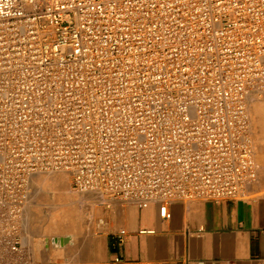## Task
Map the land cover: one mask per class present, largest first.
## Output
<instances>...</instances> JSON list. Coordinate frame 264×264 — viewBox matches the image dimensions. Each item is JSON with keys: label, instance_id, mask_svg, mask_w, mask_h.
<instances>
[{"label": "built area", "instance_id": "built-area-1", "mask_svg": "<svg viewBox=\"0 0 264 264\" xmlns=\"http://www.w3.org/2000/svg\"><path fill=\"white\" fill-rule=\"evenodd\" d=\"M263 91L264 0H0V264L33 263L39 172L163 218L248 198Z\"/></svg>", "mask_w": 264, "mask_h": 264}, {"label": "crops", "instance_id": "crops-1", "mask_svg": "<svg viewBox=\"0 0 264 264\" xmlns=\"http://www.w3.org/2000/svg\"><path fill=\"white\" fill-rule=\"evenodd\" d=\"M249 191L246 199L171 201L169 218L159 215L157 203L141 208L96 193L79 201L78 217L69 208L58 214V239L47 241L41 261L108 264L119 254L123 264H264V172ZM25 214V246L33 259L40 230Z\"/></svg>", "mask_w": 264, "mask_h": 264}, {"label": "rangeland", "instance_id": "rangeland-1", "mask_svg": "<svg viewBox=\"0 0 264 264\" xmlns=\"http://www.w3.org/2000/svg\"><path fill=\"white\" fill-rule=\"evenodd\" d=\"M255 105L261 107L259 111L261 115L257 123H255L253 114ZM248 111L254 143V155L258 169V178L255 181L257 182L264 172V115H262L264 114V91L252 94L249 100ZM63 176H66L65 180ZM65 194H71L75 197L72 198L69 196L67 198ZM93 195H96V193H83L74 189L72 178L67 172H39L32 177L30 202L25 216L30 218L32 226L40 230V232L36 234V238L33 237L35 243H32V245L39 250L35 248L37 249V256L33 258L32 264H44L41 261V253L45 249V244L48 242L55 243L56 239H58L57 235L60 231L55 221L58 214L61 213L63 209L69 208L72 209L74 215L78 217L79 211L77 207L79 206V201H81L82 198V200H84ZM32 245L31 247H33Z\"/></svg>", "mask_w": 264, "mask_h": 264}, {"label": "bare ground", "instance_id": "bare-ground-1", "mask_svg": "<svg viewBox=\"0 0 264 264\" xmlns=\"http://www.w3.org/2000/svg\"><path fill=\"white\" fill-rule=\"evenodd\" d=\"M260 109H261V107L260 106H258V105H255L254 106V109H253V114H254V117H255V123H257V122H259V117H260V113H259V111H260ZM263 109V108H262ZM263 112V111H262ZM262 115H264V114H262ZM264 118V117H263ZM258 156V155H257ZM261 158V157H260ZM261 161V160H260ZM262 162V161H261ZM56 172V171H55ZM61 172H64V171H61ZM57 173H59V171H57ZM60 176H62V175H60ZM59 176V177H60ZM42 178V177H41ZM63 178H64V180L66 179V176H63ZM41 180V179H40ZM67 181V180H66Z\"/></svg>", "mask_w": 264, "mask_h": 264}]
</instances>
